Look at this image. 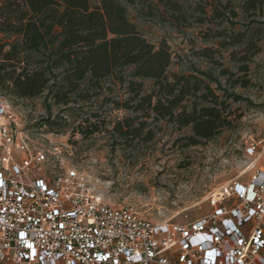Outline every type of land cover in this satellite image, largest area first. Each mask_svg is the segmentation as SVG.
I'll return each instance as SVG.
<instances>
[{
	"label": "trees",
	"instance_id": "trees-1",
	"mask_svg": "<svg viewBox=\"0 0 264 264\" xmlns=\"http://www.w3.org/2000/svg\"><path fill=\"white\" fill-rule=\"evenodd\" d=\"M230 1L0 0V91L18 100L43 97L47 111L56 106L74 112L79 103L95 104L97 109L82 120L86 126L78 125L85 137L100 132L98 123L105 125L106 119H96L107 105L128 113L114 120L111 131L122 147L150 142L160 122L189 130L181 138L183 147L210 141L240 118L230 105L242 98L224 88L219 78L231 82V88L245 82L233 80L228 68H220L216 77L196 68L188 74L169 73V47L148 42L129 20L128 10L179 33L199 28V37L209 40L200 28L235 16ZM241 1L244 13L263 4ZM214 37L226 38L222 32ZM224 40L221 47L243 41L241 35L232 36L231 44ZM255 47L248 40L243 49ZM197 55L211 59L206 49ZM237 61L243 64L247 57ZM47 125L55 126L52 121Z\"/></svg>",
	"mask_w": 264,
	"mask_h": 264
},
{
	"label": "rangeland",
	"instance_id": "rangeland-1",
	"mask_svg": "<svg viewBox=\"0 0 264 264\" xmlns=\"http://www.w3.org/2000/svg\"><path fill=\"white\" fill-rule=\"evenodd\" d=\"M230 3L235 16L227 15L229 19L222 23H206L200 28L208 33L209 40L199 37V28L179 33L138 18L132 8L128 10L129 20L148 42L155 46L165 42L169 47V73L188 74L196 68L216 77L220 68H228L233 80L242 78L245 82L231 88V82L225 84V79L219 78L224 88L242 98L230 105L240 118L210 141L183 147L181 138L190 134L189 130L160 122L150 142L122 147L111 131L114 120L128 113L108 105L96 119H106L105 125L98 123L100 132L85 137L78 125L86 126L82 120L97 109L95 104L79 103L74 112L56 106L47 111L43 97L18 100L3 91L0 100L9 105L17 127L34 146L49 152L56 167L73 168L86 176L90 190L103 202L132 205L142 218L152 222H190L208 211L205 197L210 191L238 176L248 178V168L255 161L248 148L264 141V0L261 9L249 13L243 12L241 0ZM219 32L224 33L225 40L214 37ZM234 35L242 36L241 44L221 47L223 40L231 44ZM248 40L255 49H243ZM202 49L209 50L210 60L197 55ZM241 56L247 57L243 64L237 61ZM149 84L145 82L146 87ZM117 96L121 99L123 94L118 92ZM49 121L55 126H48ZM256 166L264 167V157Z\"/></svg>",
	"mask_w": 264,
	"mask_h": 264
},
{
	"label": "built area",
	"instance_id": "built-area-1",
	"mask_svg": "<svg viewBox=\"0 0 264 264\" xmlns=\"http://www.w3.org/2000/svg\"><path fill=\"white\" fill-rule=\"evenodd\" d=\"M242 175L205 197L187 223L111 205L19 130L0 100V264H264V141Z\"/></svg>",
	"mask_w": 264,
	"mask_h": 264
}]
</instances>
